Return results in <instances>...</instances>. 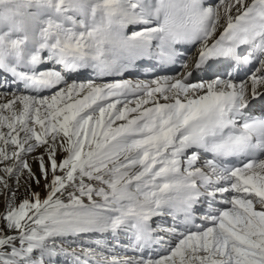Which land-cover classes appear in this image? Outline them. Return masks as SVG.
I'll return each instance as SVG.
<instances>
[{"label": "snow or ice", "instance_id": "obj_1", "mask_svg": "<svg viewBox=\"0 0 264 264\" xmlns=\"http://www.w3.org/2000/svg\"><path fill=\"white\" fill-rule=\"evenodd\" d=\"M0 195V264H264V0H0Z\"/></svg>", "mask_w": 264, "mask_h": 264}, {"label": "rangeland", "instance_id": "obj_2", "mask_svg": "<svg viewBox=\"0 0 264 264\" xmlns=\"http://www.w3.org/2000/svg\"><path fill=\"white\" fill-rule=\"evenodd\" d=\"M33 167H35V165H33ZM22 195H23V189H21V191L17 193V197H20ZM3 200H4L3 195H0V211H3Z\"/></svg>", "mask_w": 264, "mask_h": 264}]
</instances>
